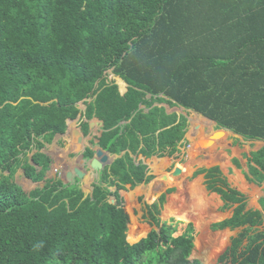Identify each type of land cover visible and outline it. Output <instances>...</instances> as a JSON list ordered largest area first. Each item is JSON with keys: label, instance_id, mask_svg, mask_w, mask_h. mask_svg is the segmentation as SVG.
Masks as SVG:
<instances>
[{"label": "trees", "instance_id": "obj_1", "mask_svg": "<svg viewBox=\"0 0 264 264\" xmlns=\"http://www.w3.org/2000/svg\"><path fill=\"white\" fill-rule=\"evenodd\" d=\"M81 103L103 123L98 143L121 157L93 196L59 178L28 194L18 170L44 180L51 167L44 141L66 134ZM164 105L199 114L191 116L189 150L204 151L203 125L212 126V146L227 143L204 117L264 142V0H0V264H201L191 260L200 238L194 225L178 235L180 222L159 219L175 189L149 206L144 224L134 214L138 196L158 197L146 162L154 159L153 171L167 176L189 145L188 117ZM244 156L247 179L262 185L264 147ZM200 175L224 209L238 205L212 229L249 226L219 263L264 264V233L253 231L263 214L246 211V197L219 167Z\"/></svg>", "mask_w": 264, "mask_h": 264}, {"label": "crops", "instance_id": "obj_2", "mask_svg": "<svg viewBox=\"0 0 264 264\" xmlns=\"http://www.w3.org/2000/svg\"><path fill=\"white\" fill-rule=\"evenodd\" d=\"M110 80H112V79H110ZM115 81L120 86L119 82L117 81V78H115ZM120 91L122 94H124L127 91V89L123 90L120 86ZM161 106H163V105H161ZM164 107L166 108L168 114L176 113V111H174L175 110L174 108H170L168 105H164ZM80 108L82 110L81 113L79 114V116L76 120L69 123V127H68V130H67L65 135L58 134L53 139H50L49 141L46 139L44 141L45 142V148L44 149H45V151H48L49 156L48 155L47 156L51 160L50 170L46 173L44 180L41 182H34L33 180L27 178L26 172L24 169L18 170L15 180L17 183H19V185H22L26 191L32 192V191H35L36 189H43L47 185L53 184V181L56 180L57 177H59V179H61L64 186L73 187V186L79 185L80 188L85 193L86 197L93 196L95 186L100 184V182L104 176V171L106 169L103 172H101L100 174H95L94 170L88 169V166H87L88 163L87 162L92 160L96 156V151L100 147L102 148V146L98 143V138L103 134V132H104L103 128L104 127H103V123L98 118L92 117V119H89L86 116L87 107L84 106L83 103H82V105H80ZM190 125H189V127H190ZM216 127H218V124L216 125ZM211 128H212V126H211ZM226 132L230 133L231 135L239 136V135H236L235 133H233L232 131H229V130H226ZM239 137H242V136H239ZM187 140L189 141L188 135H187ZM226 141L229 142L228 138ZM249 141H252L251 144H253V145L257 146L258 144H260L262 146L259 147V149H257L256 151L244 152L243 154H241V156L239 155V153L238 154L234 153V155H230L227 153V155L225 156V154L223 152H219L217 150L218 152L216 151L213 154V155H215L214 160L215 161L218 160L217 163L213 166H207L206 168H199L198 170H200V169H211L214 167H219L221 169V171L223 172L225 178L228 180L231 187L234 188L235 190L241 192L246 197V211H259L263 214V224L260 226L254 227L253 231L256 233L257 232L258 233L259 232L264 233V183L262 185H257L255 183L250 182L247 179V173H249V169L247 166L248 161L244 156L246 153L257 152V151L261 150L264 147V142L263 141H253V140H249ZM237 148L241 149L239 146H237ZM104 151L107 152L106 150H104ZM107 153H109L111 155H116V154H112L110 152H107ZM221 153H223V154H221ZM116 156L117 157L114 160V162L121 157L119 155H116ZM30 157H32V155ZM201 158L202 157L199 156V159H201ZM141 159H143L144 161H147L144 157H141ZM207 159H208V157L204 158V160H207ZM153 160L154 159H152L151 161L153 162ZM234 160H238L240 162V164L236 165L234 163ZM149 162L150 161L146 162V164L148 163V165L150 166V170H151L149 175L154 176L153 175V169L151 168V164ZM189 162H187V164ZM113 163H112V165H113ZM77 168L84 169L87 172V175L85 176V178L79 179L78 177H76L74 170ZM107 168H109V167H107ZM192 168H193V166H192ZM38 169L40 171L42 168L38 167ZM198 170H196L195 173ZM69 172H73L74 178H72V179L67 178V175ZM187 172L189 174L191 171L190 172L187 171ZM194 174H193V178H194ZM200 176H203V179L200 178V179H202V183L199 186V188H203V192L205 193V195L207 193L208 195L212 196L211 198H208L209 204L207 202L206 206H202L201 210H200V214H199L200 218H201V213L206 214L208 212L207 222L201 221V223L203 224L202 229L196 228V226L198 224V222L196 221L197 216L194 214L192 215V213H188L190 221L186 222V223L182 222L183 220L178 219V218L177 219L179 221L176 220L175 218H171V217L166 218L165 220H166V222H170L174 219L175 221L186 225V227L190 223H192L194 225L195 230H196L195 242L200 237L199 242H198L200 249L197 248L196 244H195V250H194L192 257H191L192 261L197 260L201 264H220L219 263L220 257L222 255H224L225 252L228 251L230 247H232L233 239L239 237V235L242 234L247 228H249V226L240 227V228H237L235 230L225 229V230L214 231L212 229L213 225L231 219L234 216L235 208L238 205H233L231 208L224 209L226 203L221 199V196L218 194L209 192L207 190V186L205 184V182H206L205 175H200ZM200 176H198V177H200ZM87 177H89V178L93 177V180L90 183V188L92 189L91 192H88L85 188V186H86L85 180L87 179ZM194 179H196V178H194ZM155 180H157V179H154V181ZM23 181L29 182L32 185V187L30 189H28L25 186L26 184ZM197 181H195V182H197ZM152 182H150L149 184H142V185L138 186L136 189L130 190V192L136 191L139 187H147L148 188ZM157 182L161 183V181H158V180H157ZM162 182H164V181H162ZM155 188L156 187L153 186L152 190H154ZM110 190L115 191L116 188L113 187V188H110ZM172 194L174 195L175 192ZM168 195H171V194H168ZM168 195H167V197H168ZM139 197L140 196H138L137 198H139ZM137 198H136V200H137ZM160 198L158 199V203L160 202ZM110 202L115 204V198L110 197ZM166 206H167V203L164 205V208ZM185 217H187V216H185ZM249 243H250L249 240L244 241L243 246H242V251H244L248 248ZM197 252L202 253V257L195 258V254ZM226 264H232V262H228Z\"/></svg>", "mask_w": 264, "mask_h": 264}, {"label": "rangeland", "instance_id": "obj_3", "mask_svg": "<svg viewBox=\"0 0 264 264\" xmlns=\"http://www.w3.org/2000/svg\"><path fill=\"white\" fill-rule=\"evenodd\" d=\"M109 77H110V79L115 80L114 75H112L111 72H109ZM174 111H177L179 113L181 112L179 109H175ZM182 112L184 113L182 115L187 116L189 118V121H190L189 125L190 124L192 125V126L190 125V127L188 129L189 146L183 148V149H185L186 153H184L182 155V152H181V153H179V155L177 154L175 157H173L170 160L169 167L166 171V172L170 173L169 175L164 176L165 174L160 175V173L157 174L156 172L153 171V175H154L155 179L160 180V178L162 177V180H164V177H167V180L164 182H161V183H158L157 181L154 183V187H157V188H156V190L153 191V193H154V195H158V197L153 202H149V199L145 194L141 195L139 198H137L138 208L134 209V214H135L136 220H138V222H140L142 224H144L146 221L144 219V216L146 214H148L149 206L153 205L154 203H158V199L161 197L162 194H165L167 192V190L175 189V194L174 195L173 194L168 195V197H167V201H166L167 206L171 207V209H173L174 211H177L178 214L187 216L188 219H190L188 213H192V215L193 214L196 215L197 216L196 221L198 222L196 228L202 229L203 224L201 223V221L207 222L208 212L206 214L201 213V218L199 217L200 210H201L200 202H199L198 197L196 196V193H197V190H195L196 187H194L192 183H194L195 181H197L200 178L203 179V176H200V177H197L196 179H194L193 174L195 173V171L198 170L199 168H206L207 166L215 165L218 160L217 161L214 160L215 155H213V154L217 150L219 152H223L225 154V156L227 155V153L230 155H234V153H236V154L239 153V155L241 156V154H243L244 152L256 151L257 149H259V147L262 146L260 144H258L257 146L253 145V144H251L252 141H246L243 137H239V136H235V135H231L230 133H227L228 134V141H229L227 143L222 142V143L216 144L215 146H212V145H210V146L207 145L204 147L202 146L201 148H203L205 152L201 151L199 146H194L189 150L190 145H191L190 133H192V131H193V120H192L191 116L195 115V113L194 112H187L185 110ZM210 128H211V126L203 125L202 131H201V138L202 139H205V138L209 139V137L213 135L212 131H210ZM215 130L217 132V131L222 130V129L215 127ZM209 132H211V133L209 134ZM237 146H239L241 149H238ZM223 153H221V154H223ZM203 155L205 157H208V159L204 160L205 157ZM199 156H201L202 158L200 159L201 161L198 162L196 166H193V168H192V165H191L188 168V170H186V173H183V175H181L179 177H175L173 175L175 169L179 165H183L181 167V169H182L185 165H189L192 162H194L195 160H197L199 158ZM151 162L152 161H150L149 163L151 164ZM187 162H189V163L187 164ZM187 171H189V172L191 171V172L188 174ZM24 183L26 184L25 186L28 189H30L32 187V185L29 182L24 181ZM211 197L212 196H210L206 193L205 199L207 200L208 204H209L208 198H211ZM125 206L128 208V203L126 202V199H125ZM164 209H166V207L163 208L161 214L159 215V219L161 220L162 223L166 222V220H165L166 218H163L164 217L163 211L165 212ZM171 218H175V217H171ZM175 219H177V218H175ZM176 223H179V222L176 221ZM145 226H147V225H145ZM147 227H149V226H147ZM154 228L157 230H160L157 227V225H155V224H154ZM185 228H186V225L179 223V230L180 231H179L178 235L182 234L183 231L185 230ZM149 229H151V227ZM197 248L200 249L199 245ZM199 257H202V253L197 252L195 254V258H199Z\"/></svg>", "mask_w": 264, "mask_h": 264}, {"label": "water", "instance_id": "obj_4", "mask_svg": "<svg viewBox=\"0 0 264 264\" xmlns=\"http://www.w3.org/2000/svg\"><path fill=\"white\" fill-rule=\"evenodd\" d=\"M80 105H82V103H81ZM174 109H179V110L181 111L180 113L176 111L177 114H179V115L184 114L182 111H184L185 108H183V107H179V108H174ZM185 111H187V110H185ZM187 112H192V111H187ZM194 113L197 114V115H199V114L196 113V112H194ZM200 116H201V115H200ZM203 117H204V116H203ZM204 118L207 119V120H209L210 122H214V123L217 125V123H216L215 121H213V120H211V119H209V118H206V117H204ZM188 119H189V118H188ZM69 122H72V121H69ZM189 122H190V121H189ZM226 130H227V129H223V130H220L219 132L226 131ZM210 133H211V132H209V134H210ZM212 138H213V136H212ZM214 138H215V136H214ZM214 138H213V139H214ZM42 152L49 156L48 151H45V149H43ZM116 157H117L116 155H111V154L105 152V151L100 147V148L96 151V156H95L92 160H90V161L87 162V163H88V164H87L88 169H89V170H91V169L94 170L95 174H100V173L103 172L107 167H110V166L112 165V163L114 162V160L116 159ZM74 173L76 174V177H78L79 179H83V178H85V176L87 175V172H86L84 169H79V168L75 169V170H74ZM173 175H174L175 177H179V176L183 175V171H182V169H181L180 167H177V168L175 169ZM67 178H70V179L74 178V174H73V172H69L68 175H67ZM164 179L166 180V177H164ZM16 183H17V182H16ZM17 184H19V183H17ZM25 191H26V190H25ZM27 192H28V191H27Z\"/></svg>", "mask_w": 264, "mask_h": 264}, {"label": "bare ground", "instance_id": "obj_5", "mask_svg": "<svg viewBox=\"0 0 264 264\" xmlns=\"http://www.w3.org/2000/svg\"><path fill=\"white\" fill-rule=\"evenodd\" d=\"M217 133L218 134H215V135H222L224 133L227 134L226 131H222V132L217 131ZM212 143L213 142H212L211 139H205V140H201L200 141V145L203 146V147L204 146H207V145L210 146ZM201 183H202V179H198L197 182L193 183V186L196 187L195 190H197L196 196L199 199L200 207L206 206V203H207V200L205 199V193L203 192V188H199V186L201 185ZM169 217H175V218L181 219V220H183L184 223L190 221L184 215L178 214L177 211H174L173 209H171V207L166 206V209H165V212H164V218H169Z\"/></svg>", "mask_w": 264, "mask_h": 264}, {"label": "clouds", "instance_id": "obj_6", "mask_svg": "<svg viewBox=\"0 0 264 264\" xmlns=\"http://www.w3.org/2000/svg\"><path fill=\"white\" fill-rule=\"evenodd\" d=\"M188 111V110H187ZM57 178H59V177H57ZM19 185V184H18ZM22 188H23V190L25 191V189H24V187L22 186V185H20ZM37 190V189H36ZM25 192H27V191H25ZM33 192V191H32ZM28 194H30L31 192H27Z\"/></svg>", "mask_w": 264, "mask_h": 264}]
</instances>
